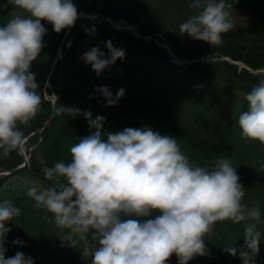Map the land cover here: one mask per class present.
Returning a JSON list of instances; mask_svg holds the SVG:
<instances>
[{"label": "clouds", "instance_id": "obj_1", "mask_svg": "<svg viewBox=\"0 0 264 264\" xmlns=\"http://www.w3.org/2000/svg\"><path fill=\"white\" fill-rule=\"evenodd\" d=\"M236 2L191 0L188 7L194 14L179 25L178 32L221 45L223 35L235 27L230 9ZM7 4L13 7L7 22L0 25V157L23 146L19 126H26L41 109L42 95L30 69L44 47L47 29L42 21L60 33L78 19L73 0H7ZM107 47L110 59H104L96 47L82 56L97 75L125 56L110 41ZM207 59L216 62L215 56ZM98 91L109 107L125 94L120 89L113 96L106 86ZM244 99L247 110L237 120L242 137L264 144V77ZM59 111L73 117L81 114L64 106ZM83 114L94 131L70 146V161L43 168L50 186L26 179L25 194L37 209L52 214L57 227L67 230L63 239L90 238L82 250L90 264H168L173 255L178 264H189L207 254L205 237L223 221L246 222L249 251L232 245L224 251L232 256L239 252L243 264H251L262 239L261 208L258 202L251 207L243 203L245 187L231 159L215 158L211 168L195 165L174 136L150 126L107 133L105 141V118ZM20 214L12 201H0V264H34L21 252L5 257L4 237L11 231L5 224Z\"/></svg>", "mask_w": 264, "mask_h": 264}, {"label": "trees", "instance_id": "obj_2", "mask_svg": "<svg viewBox=\"0 0 264 264\" xmlns=\"http://www.w3.org/2000/svg\"><path fill=\"white\" fill-rule=\"evenodd\" d=\"M96 2L97 0H73L77 8L85 11H92ZM190 3L191 0H105L103 13L113 19L129 21L144 35L161 33L182 59L217 52L230 54L255 69L264 67V0H237L232 9L241 14L247 13L251 20L246 18L243 21L241 16L233 18L235 27L223 35V43L219 46L193 40L187 34L181 35L178 32L179 25L194 14V10L188 7ZM4 4H7V0H0V5ZM177 5L188 10V17L180 15V12L164 17L165 19L158 17ZM12 7L7 4V7L0 8V25L7 22ZM150 17L158 20L153 22L149 20ZM243 22L251 23L245 29ZM42 23L47 29V34L43 37L44 47L39 57L33 61L30 71L35 74L39 85L43 111L41 108L37 113L41 115H36L26 126H19L24 136L41 127L52 112V104L45 99L43 90L50 60L65 29L56 33L51 24L46 21ZM108 41L114 48L123 50L125 56L104 69L105 78L99 84V75L89 73L92 67L82 60V56L96 47L104 53V59H110ZM262 77L264 75L254 76L248 72H240L237 67L224 62L199 63L181 69L171 64L164 48L147 45L130 32L114 31L88 21H78L66 49L63 67L58 68L52 78L53 89L59 95L57 116L34 151L30 168L16 177L0 180V201L10 200L21 213L25 210V214H20L5 224L6 228L11 229L4 237L5 257H13L21 252L26 257H32L34 264H78L76 262L81 259L90 261V257H84L83 244L77 241L76 235L72 237L73 244L63 239L62 232L67 230L57 227L52 214L43 208L42 214L36 211L35 202L25 194L29 185L25 180L21 181L22 177L28 176V181L33 179L46 187L52 184V181L44 178L43 168L52 166L56 161H70V146L94 131L83 114L86 112H90L93 119L104 115L120 118L115 114L116 111L124 114L122 130L113 121L108 120L109 125L103 124L105 141L107 133L138 128L132 124L138 123L137 119L146 118L162 135L174 136L179 144L183 143L189 154L194 155L203 166L211 168L214 159L218 157L231 159L241 178L240 183L245 187L247 199L253 205L259 203L263 222L264 144L244 139L238 124L235 125L233 120L229 123L222 122L221 116L231 113L224 109L223 104L216 102L217 98H213L214 90L206 82V79L216 80L247 93ZM181 83L192 86L188 95L197 106L188 107L185 104L186 96L177 92ZM104 85L111 87L113 96L118 90H125L123 98L115 106H107V99L98 91ZM83 88H89L90 93ZM62 106L78 109L81 114L66 117V113L59 111ZM245 110L246 101L239 114ZM38 140L36 138L32 142L37 143ZM20 162L21 158L14 150L9 156L0 159V168L10 169ZM14 178H17V184L13 183L12 187L6 189V182H11ZM23 207L27 209L21 210ZM156 214L158 213H154ZM228 226L224 222H218L210 235L205 237L207 254L195 258L206 259L211 264H243L241 257L226 253L224 248L232 245L247 251L245 223L241 222L237 230ZM17 240L21 243H14ZM263 261L261 257L258 258V264Z\"/></svg>", "mask_w": 264, "mask_h": 264}, {"label": "rangeland", "instance_id": "obj_3", "mask_svg": "<svg viewBox=\"0 0 264 264\" xmlns=\"http://www.w3.org/2000/svg\"><path fill=\"white\" fill-rule=\"evenodd\" d=\"M139 13H141L139 10H137ZM176 12H180V15H183V16H186V17H188L187 15H188V10L186 9V8H183V7H180V5H177V6H174L173 7V9L171 10H166L163 14H161L160 16H158L159 18H163V19H165L164 17H169V16H171L173 13H176ZM149 20H151V21H155V20H158L157 18H155V17H150L149 18ZM191 38V37H190ZM192 39V38H191ZM190 40V39H189ZM194 40V39H193ZM89 73H91V74H95L96 72H94L93 71V69H89ZM104 78H105V71L103 70V72L98 76V78H97V82L99 83V84H101V80H104ZM100 79V80H99ZM94 81V80H93ZM107 87V85H104V86H101V87ZM108 89H110L111 87H107ZM83 90L85 91V92H87V93H90V89L89 88H83ZM237 92V91H236ZM239 92H237V93H232V103H235L237 100L235 99V98H237L238 100H240V98H241V96H244L242 93H239ZM234 97V98H233ZM41 108H42V111H43V105L41 104ZM42 113V112H41ZM115 114L117 115V116H119L120 118H123L124 117V114H122V112L121 111H116L115 112ZM39 115H41V114H39ZM39 115H37V116H39ZM137 115H139L140 116V114L139 113H137ZM68 115H66V117H67ZM65 117V116H64ZM65 117V118H66ZM134 118H136V117H134ZM155 119V118H154ZM62 120V119H61ZM137 121H138V123L140 124V126L141 127H144V126H149L148 125V123L146 122V121H144V120H139V119H137ZM155 121H156V119H155ZM182 145V144H181ZM3 158H5V157H0V159H3ZM69 159V158H68ZM65 162H67V161H65ZM25 178H28V176L27 177H25ZM31 181H35V180H33V179H31ZM36 183H38V184H41V183H39V182H36ZM13 186V181H11V182H6V184H5V188L6 189H9L10 187H12ZM23 209H27V207H23L21 210H23ZM36 209V211L37 212H39V214L41 213L42 214V212H41V210L40 209H37V208H35ZM43 211V210H42ZM21 214H25V210L21 213ZM77 260H79L78 258H77ZM76 263H78V264H90V261L89 260H87V259H81V260H79V261H77ZM172 263H178V259H177V257L175 256V255H173L171 258H170V260L168 261V264H172ZM66 264H69L68 262L66 263ZM189 264H211V263H209L208 262V260H206V259H196L195 257L191 260V261H189Z\"/></svg>", "mask_w": 264, "mask_h": 264}, {"label": "water", "instance_id": "obj_4", "mask_svg": "<svg viewBox=\"0 0 264 264\" xmlns=\"http://www.w3.org/2000/svg\"><path fill=\"white\" fill-rule=\"evenodd\" d=\"M70 28H71V27H70ZM70 28H68V29H70ZM54 63H55V61L53 62L52 66H51V68H50V74H51L52 69H53V67H54ZM54 115H55V110L53 111V115H52V117L46 122V124H45L42 128H40L39 130H37V131L34 133V135L43 132V131L47 128V126L50 124V122H51V120H52V118H53ZM22 168H23V167L19 168L18 170H20V169H22ZM18 170H14L13 172H11V171H9V172L1 171V172H0V175L9 176V175H11V174H13V173H16Z\"/></svg>", "mask_w": 264, "mask_h": 264}, {"label": "bare ground", "instance_id": "obj_5", "mask_svg": "<svg viewBox=\"0 0 264 264\" xmlns=\"http://www.w3.org/2000/svg\"><path fill=\"white\" fill-rule=\"evenodd\" d=\"M20 151H21L22 153H24V154H25V150H24V152H23V150H22V149H20Z\"/></svg>", "mask_w": 264, "mask_h": 264}]
</instances>
